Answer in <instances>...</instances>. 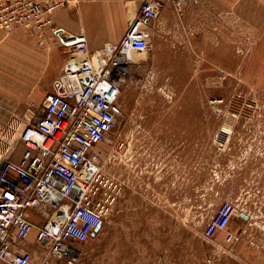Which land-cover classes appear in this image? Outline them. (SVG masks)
Here are the masks:
<instances>
[{"label":"rangeland","instance_id":"rangeland-1","mask_svg":"<svg viewBox=\"0 0 264 264\" xmlns=\"http://www.w3.org/2000/svg\"><path fill=\"white\" fill-rule=\"evenodd\" d=\"M171 4L177 18L178 1ZM218 16L217 29L159 22L153 48L134 55L122 114L93 155L116 201L76 245L75 264H241L201 232L224 201L252 215L264 208V29ZM26 95L0 122V149L37 113ZM43 101L34 102L40 109ZM31 246V264H68Z\"/></svg>","mask_w":264,"mask_h":264},{"label":"built area","instance_id":"built-area-1","mask_svg":"<svg viewBox=\"0 0 264 264\" xmlns=\"http://www.w3.org/2000/svg\"><path fill=\"white\" fill-rule=\"evenodd\" d=\"M47 3L0 4V30L5 35L24 29L38 47H44L49 37L69 55L44 98L37 122L26 125L13 146L8 141L0 160L3 264H31L32 254L18 250L15 242H28L33 231L30 242L47 254L45 258L75 264L79 260L76 245L86 242L110 213L116 185L112 189L100 185L101 168L94 150L122 114L119 97L134 64L133 55L146 54L151 48L145 27L162 9L160 0H142L118 43L90 50L84 33L69 34L53 25L50 15L63 2ZM17 144L23 151L14 159ZM235 214L232 201L222 202L202 237L212 241L223 233L225 243L237 242L239 236L228 230Z\"/></svg>","mask_w":264,"mask_h":264},{"label":"crops","instance_id":"crops-1","mask_svg":"<svg viewBox=\"0 0 264 264\" xmlns=\"http://www.w3.org/2000/svg\"><path fill=\"white\" fill-rule=\"evenodd\" d=\"M55 1H61L63 4L52 12L53 25L59 31L69 34L84 33L90 50H95L121 40L128 22L138 11L142 0ZM160 1V16L145 27L150 36V49L153 48V38L157 33L155 27L159 22L167 24V21H177L182 27H187L189 22H195L196 27L217 29L218 15L225 12L237 15V26L244 30H250L252 27L264 29V0H177V18L172 9L173 0ZM68 56L67 50L49 37L44 47H38L33 38H24L18 33L8 36L0 30V122H5L15 102L21 101V94L29 93L23 99L29 101V110H37L31 122L34 123L43 111V107L39 109L35 102L44 99L51 92L52 83L60 75ZM30 103L34 106L31 107ZM7 143L4 139L0 160ZM16 147L20 148V151L13 156L14 159L23 151L21 144ZM263 210L260 209L258 215H252L245 209L236 210L228 230L239 236L237 242L225 243L223 233L216 237L215 241L226 245L231 260L240 261L241 264H264ZM28 242H15V247L20 251H28L32 247L31 242Z\"/></svg>","mask_w":264,"mask_h":264},{"label":"water","instance_id":"water-1","mask_svg":"<svg viewBox=\"0 0 264 264\" xmlns=\"http://www.w3.org/2000/svg\"><path fill=\"white\" fill-rule=\"evenodd\" d=\"M37 120H38V119H35L34 123H36ZM243 217L246 218L245 216H243ZM99 228H100V225H98V226L95 228L93 234H95L96 232H98Z\"/></svg>","mask_w":264,"mask_h":264},{"label":"bare ground","instance_id":"bare-ground-1","mask_svg":"<svg viewBox=\"0 0 264 264\" xmlns=\"http://www.w3.org/2000/svg\"><path fill=\"white\" fill-rule=\"evenodd\" d=\"M133 63H134V55H133Z\"/></svg>","mask_w":264,"mask_h":264}]
</instances>
